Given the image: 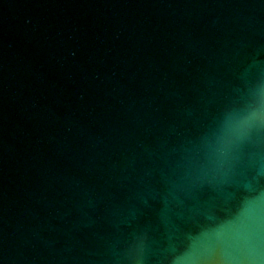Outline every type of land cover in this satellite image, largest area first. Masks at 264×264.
Here are the masks:
<instances>
[{
    "label": "water",
    "instance_id": "95a60500",
    "mask_svg": "<svg viewBox=\"0 0 264 264\" xmlns=\"http://www.w3.org/2000/svg\"><path fill=\"white\" fill-rule=\"evenodd\" d=\"M264 264V0H0V264Z\"/></svg>",
    "mask_w": 264,
    "mask_h": 264
},
{
    "label": "clouds",
    "instance_id": "9594fccd",
    "mask_svg": "<svg viewBox=\"0 0 264 264\" xmlns=\"http://www.w3.org/2000/svg\"><path fill=\"white\" fill-rule=\"evenodd\" d=\"M253 264H260L259 261H253Z\"/></svg>",
    "mask_w": 264,
    "mask_h": 264
}]
</instances>
